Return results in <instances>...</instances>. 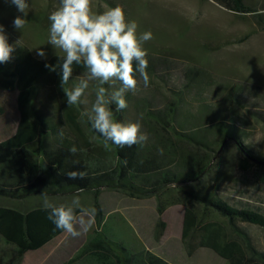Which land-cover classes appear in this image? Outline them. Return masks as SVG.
I'll return each instance as SVG.
<instances>
[{"label": "trees", "instance_id": "16d2710c", "mask_svg": "<svg viewBox=\"0 0 264 264\" xmlns=\"http://www.w3.org/2000/svg\"><path fill=\"white\" fill-rule=\"evenodd\" d=\"M215 1L236 13H256L245 0ZM41 16L34 15V20L40 21ZM6 35L9 44L15 45ZM58 56L63 55L41 60L21 45L7 63H0V90L17 92L20 116L15 134L0 142V237L16 249L13 261L20 263L27 252L39 250L63 234L47 219L41 193L59 204L62 197L77 193L120 190L137 197H155L160 215L170 206L183 205V243L189 251L196 245L213 251L228 264H264V250L238 225L264 229V213L250 206L231 204L217 195L212 181L203 184L215 172L230 140L242 155L241 169L256 167L264 171V150L244 142L243 133L236 126L239 121L203 106L204 122L214 117L222 123L215 135L209 134L215 129H210L211 123L205 124L209 129L194 127L196 132H182L178 125L181 101L174 99L163 109L150 108L146 112L149 139L143 146H105L84 116L90 110L86 103L67 105L60 87V68L50 71L45 67L61 64ZM82 77H86V69L74 64L66 87L74 86ZM115 86L119 88L120 82L115 81ZM104 87L110 90L109 85ZM125 98L129 104L131 92ZM233 98L239 101L238 97ZM94 100L92 96L91 106ZM111 108L117 121L128 123L127 109L116 111L114 104ZM192 117V124H197L196 116ZM61 129L63 138L59 136ZM73 145L78 149L75 154L69 152ZM105 149L111 153L109 163L103 157ZM69 171H83L87 175L69 180ZM159 227L163 229L164 223L160 222ZM93 253L109 256L114 264H132L133 260L130 248L99 231L95 239L86 242L62 264L76 263Z\"/></svg>", "mask_w": 264, "mask_h": 264}, {"label": "rangeland", "instance_id": "374dc122", "mask_svg": "<svg viewBox=\"0 0 264 264\" xmlns=\"http://www.w3.org/2000/svg\"><path fill=\"white\" fill-rule=\"evenodd\" d=\"M28 3V23L19 31L13 21L23 14L14 5L0 0V24L5 33L14 44L21 39V45L30 48L41 60L63 55L47 43L48 16L59 0H28ZM92 3L97 12L119 4L127 20L137 22L138 34L145 31L153 34V38L144 43L148 51L150 84L145 88L139 77L137 90L131 92L126 108L127 122L139 121L141 130L148 135V109L160 110L174 99H180V131H194V127L209 129L205 124L211 123L210 129H215L209 134L214 136L222 123L214 117L204 122L206 116L202 109L205 106L223 116L235 117L244 142L264 150V0H245L256 12L248 14L236 13L215 0H92ZM37 14L42 15L40 21L34 20ZM37 49H43L46 58L38 56ZM97 86V81L89 82L85 96L87 108L91 109V98ZM109 88L111 93L116 88L115 81ZM233 97H238L239 101ZM0 107L3 109L0 121L11 125L20 119L17 92L0 90ZM192 116H196L195 125L191 122ZM5 139L0 137V140ZM89 140L94 142L92 137ZM103 157L109 163L111 153L105 149ZM241 161L242 155L230 140L215 172L203 184L212 181L218 196L237 207L250 206L264 213V171L256 167L244 171ZM77 194L83 206L97 209V215L93 229L79 238H70L69 245L64 243V247L72 250L70 257L45 260L37 257L17 263L11 258L14 249L0 239V264L66 263L86 242L95 239L99 231L130 248L132 264H228L209 249L193 245L189 251L184 245L183 205L170 206L160 215L155 197H137L120 190ZM160 222L164 223L163 229L159 227ZM238 225L264 250V229ZM73 264L114 263L109 256L93 253Z\"/></svg>", "mask_w": 264, "mask_h": 264}, {"label": "clouds", "instance_id": "9594fccd", "mask_svg": "<svg viewBox=\"0 0 264 264\" xmlns=\"http://www.w3.org/2000/svg\"><path fill=\"white\" fill-rule=\"evenodd\" d=\"M14 5L19 13L13 21L16 30L21 31L28 23V0H5ZM50 22L48 44L63 53L58 56L61 64L45 67L50 71L60 68V87L69 107L87 103L84 97L90 81H97L95 100L91 109L84 113L91 128L100 134L105 146L109 143L118 147L143 146L149 137L141 130L139 121L123 123L114 118L111 105L116 111L128 107L125 94L135 92L138 86L137 74L146 88L150 84L147 71L149 66L148 51L144 43L153 38L151 31L138 34L136 21H128L124 9L119 4L108 7L103 12L93 9L92 0H59L58 6L48 16ZM21 46V39L15 45L9 44L5 28L0 24V63H7L12 58L15 48ZM37 55L46 58L43 49H37ZM86 69V78H80L72 87H66L73 74V65ZM114 81L120 87L109 93L104 85L111 86ZM61 129L59 136L63 138ZM73 145L69 152L77 153ZM161 153L163 149L159 150ZM86 172L69 171V180L83 179ZM42 207L48 212L47 219L56 229L71 238H79L89 232L96 224L97 209L81 203V196L75 194L67 203H55L46 193H41Z\"/></svg>", "mask_w": 264, "mask_h": 264}, {"label": "crops", "instance_id": "0c3cea01", "mask_svg": "<svg viewBox=\"0 0 264 264\" xmlns=\"http://www.w3.org/2000/svg\"><path fill=\"white\" fill-rule=\"evenodd\" d=\"M18 124H19V120L16 122L13 121V123L11 125H8L6 122L4 121H0V137H10L13 134H15V132L17 131L18 128ZM3 140H0V142ZM70 198V196L67 197H62L59 202L60 203H67L68 199ZM70 236H68L66 233H63L62 235H60L59 237L55 238L53 241H51L50 243H48L47 245H45L43 248L36 250V251H30L27 252L23 258L28 260L30 258H43L44 260L47 257L50 258H61V257H70L72 255V250H70V248H67L66 246L64 247V243H67L69 245L70 243ZM1 239V237H0ZM2 240V239H1ZM3 242V240H2ZM4 245L6 246H10L7 245L6 243L3 242ZM63 245V246H62ZM14 249V253L12 255V259L13 256L16 253V249L13 246H10ZM43 260V262H44ZM22 262V261H21Z\"/></svg>", "mask_w": 264, "mask_h": 264}]
</instances>
